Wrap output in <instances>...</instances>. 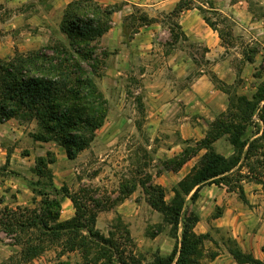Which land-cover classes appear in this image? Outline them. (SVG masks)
<instances>
[{"label": "crops", "instance_id": "0c3cea01", "mask_svg": "<svg viewBox=\"0 0 264 264\" xmlns=\"http://www.w3.org/2000/svg\"><path fill=\"white\" fill-rule=\"evenodd\" d=\"M75 1L78 0H17L19 5L26 10L30 7L25 4L34 2L35 11L14 13L12 14L14 16L11 15L5 21H13L18 18L17 15H21L18 21L19 26H29V28L30 26H38V33H33L31 30L23 31V29L16 31L19 35L16 34L12 46L5 47V44H3L0 54H3V56L4 54H13L14 56L18 52L27 54L52 44L54 36L63 37L61 39L65 41L67 35L62 30L65 10ZM95 1L107 7L121 0ZM126 1L130 3L129 5L145 8L149 13V19H151L148 23L138 26L136 31H133L129 42L124 41L132 47L131 50H135L133 51L134 54L131 53V57L139 55L144 58L143 65L146 68L143 70L141 77L143 84H145L144 88H149L150 91L144 98L147 103V128L155 134L157 133L156 121H159L158 125H160L162 121L167 122L170 120L174 121L172 124L182 138H194L195 140L205 138L211 123L226 111L229 105L228 93L213 82L211 72L230 85L235 84L237 80L233 62L227 53V48L222 43L223 40L219 33L207 23L198 4L205 8L206 6L201 2L196 4L191 2L190 8L177 13V22L183 32L180 37L189 38L207 47L206 63L209 61V69L206 70L199 66L194 57H189L187 51L179 47V54H166L163 56L161 67L155 70L152 65L160 58L155 49L156 41L162 34L167 33L162 28L163 24L159 17L174 11L181 0ZM255 1L259 5H255L251 0H213L215 8L210 9L228 14L234 20L235 28H237L233 32L234 37L240 39L250 38V40L263 42L264 0ZM256 6H260L261 11H263L262 15L257 13ZM119 21L118 19L117 22ZM122 23L120 22L114 28L111 27L107 34L113 35L116 33L119 37L121 35L123 39L125 29ZM19 26L11 25L7 29L12 30L11 33H14V29ZM47 32L51 35H48ZM46 35L48 36L47 40L44 38ZM22 37L24 42L20 43L19 39ZM230 49L235 50L236 47ZM121 51L125 53L122 47ZM137 52L139 54H136ZM157 57L158 59H156ZM253 64L255 63L248 62L247 67L252 68ZM195 71H198V74H194L189 78ZM161 72L164 74L172 72L174 76L167 77L165 75L164 78H161ZM263 103L261 102V107ZM254 119L259 123L260 130L252 134L250 141L261 136L264 131L263 122L259 120V115L255 114ZM13 120L15 119L0 120V213H5L6 210L37 209L35 204L40 199L42 202L47 194L50 199L56 197L60 200V221L74 218L76 208L70 196H67L63 190L60 191L61 196L59 194L52 197L49 191L62 189V184L58 186V179L53 170L55 165L61 160L74 162L76 159H70L65 148L53 140L41 141L30 136L29 145L25 146L20 143V138L28 140V136L23 130L25 126L13 122ZM36 124L38 125V123ZM20 134L25 135L20 137ZM9 136L14 140L12 147H9L5 141ZM16 137L18 139H15ZM213 145L216 151L225 157H230L234 153V146L227 136L219 138ZM177 147L169 149L173 156L182 152V148L178 149ZM204 153L205 150H202L199 155L193 156L177 171L165 170L164 174L159 177L158 183H162L164 187L177 185L191 172L198 163L199 157ZM51 156L54 157V160L51 159ZM242 185L248 203L241 199L238 191H231L225 185L219 186L216 184L203 186L199 190L197 200L194 202L191 200L190 210L194 211L199 217L193 231L197 235H208L205 253L211 254V256L206 255L198 258L197 264H238L226 243L230 237L237 240L244 251L253 253L257 259L264 262L263 184L243 180ZM41 191H43V194ZM134 192L136 190L127 194L124 202L117 209L123 216L126 215V211L129 209H132V217L137 216L140 212V208L134 204ZM193 193L194 191L188 196V200L191 199ZM251 204H253V207H251ZM32 205L35 207H32ZM98 218L96 229L104 234L98 223ZM129 219L133 221V218ZM113 230V228L109 230V237L115 233ZM135 230L136 228L133 225V236H135ZM182 235L183 226L181 225L174 237L170 234L157 235L154 238L144 237L142 240L137 239L136 243L139 250L147 247L150 250L151 244L157 248L155 251L167 256L182 240ZM16 245L19 246V244ZM75 252L80 256L77 260L70 257L64 259L65 254L58 255L56 259L52 256L50 258L45 255H38L26 264H95L88 263L81 250H74L73 253Z\"/></svg>", "mask_w": 264, "mask_h": 264}, {"label": "rangeland", "instance_id": "374dc122", "mask_svg": "<svg viewBox=\"0 0 264 264\" xmlns=\"http://www.w3.org/2000/svg\"><path fill=\"white\" fill-rule=\"evenodd\" d=\"M251 1L255 5H259L255 0ZM95 2L99 4L97 1ZM191 2L192 4L201 2L206 6L205 8L198 4L202 10L201 13L204 18L206 17L210 23L213 22L216 24V29L214 28V30L219 33V36L223 40L222 43L227 48V53L231 57L237 75V80L233 85L220 80L215 74H213V72H211V78L219 88L228 93L229 105L230 101L235 102L234 105L240 107L239 113L245 115L246 118H249L251 109L246 107L245 102L248 101L247 99H253L264 86V41L258 42L256 40H250V38L240 39L234 37L233 32L237 30V28H235L234 20L228 14L210 9L215 8L213 0H181L179 4H191ZM129 4L128 1L121 0L107 6L116 7L115 12L111 15L112 28L119 25L120 22H123L122 24L125 29L124 38L122 39L121 35L119 37L116 33L113 35L105 33L97 42L101 49L103 66L100 70L99 76L96 77V81L109 102L107 119L104 125L97 131L96 138L90 147L82 151L74 162L61 160L53 169L55 176L58 179V186L62 184V189L58 191L57 189L50 190L49 193L51 196L55 197L59 194L61 196L62 193L60 191L67 188L71 194L79 199L78 218L72 223V229L77 230L76 232H71L70 230V234L68 233L66 236L64 235L60 240V245L54 246L47 241L46 245H44L45 250L39 252L40 255H45L50 258L52 256L56 259L58 255L65 254L64 259L70 257L76 258L77 260L79 259L78 257H80L79 254L77 252L73 253L74 250L68 248L70 244L67 246V241H80L81 239L79 236L83 235L86 237L85 240L89 241L92 239L94 241V244H91L88 249V253L92 258H96V255L101 253L99 249L102 247H106L105 251L111 249L117 254V257L122 249H126L127 253L123 256L128 263H131V261L128 260L130 254H133L137 261L141 262L142 260L144 263L153 261L157 256H164L159 251H155L157 248L151 244L150 250H148V247L139 250L136 243L137 239L142 240L144 237L154 238L157 235L165 234H170L174 237L177 232L171 224L165 221L164 215L151 206L142 185L143 183H147V185L152 184L163 187L165 189V201L167 204H171L175 197L173 190L183 179L177 185L172 187H164L162 183H158L159 177L164 174L165 170H172L167 167V164L173 166L171 161L176 159V157L185 150L188 152L197 151L196 154L191 156V158L199 155L202 150H205V153L207 151L204 148L199 150L202 147V144L199 142L205 138L200 140H195L194 138H182L172 124L174 121H162L160 125H158L159 121H156L157 133L155 134L147 128V103L144 98L150 91L149 88H144L145 84H143L141 77L143 70L146 68L143 65L144 58L139 55L131 57V53L134 54L133 51L135 50H131L132 47L129 44L124 43V41L129 42V39L133 35V31H136L138 26L148 23L151 19H149V13L145 8ZM25 5H29L27 7L30 8L28 10L24 9V7L22 8L17 0H0V49L3 44H5V47L12 46L13 39H15V36L19 35L16 31H20V29H23V31L31 30L33 33L38 31V26H30V28L29 26H19L18 21L21 15H17L18 18H15L13 21H5L14 13H30V11H35V7H33L34 2ZM99 5L101 7H106L101 4ZM256 11L258 14H263L260 6H256ZM177 13L178 12H176L175 9L170 13L164 14L163 17H159L163 24L162 28H164L167 33L162 34L156 41L157 44L155 49L160 58H156L158 60L155 64L153 63L154 61L152 62V68L155 70L160 68L163 62V56L171 53L179 54V47H182V49L187 51L189 57H194L197 60L199 66L206 70L209 69V61L206 63L207 47H205L204 44H200L189 38L185 39L180 37L183 32L177 22ZM118 19L120 20L119 22H117ZM11 25L19 26L14 29V33H11L12 30L9 31L7 29ZM171 33H173L172 36ZM47 34L51 35L49 32H47ZM23 37L19 39L20 43L24 42ZM44 38L47 40L48 36L46 35ZM61 38L63 39V37L58 38L57 36H54L53 40L62 41L68 44V37L65 41ZM121 47L122 50H125V53L121 51ZM233 47H236V49H230ZM136 54H139V52ZM12 56L13 54H4V56L3 54H0L1 59H8ZM248 62L255 64H253L252 68H249L247 67ZM194 74H198V71L191 74L189 78ZM165 75L170 77L174 76V73H160L161 78H164ZM240 97L244 98L245 101L237 103ZM254 103L255 102H252L251 104ZM236 109L238 108H235L233 111H238ZM255 114L260 115L261 111L257 109ZM14 119L13 122L21 123L25 126L23 130L28 136V140L20 138V143H23L25 146L29 145L30 136H33L31 133H37L40 131L39 125L36 124L38 122L36 120ZM258 124L259 123L256 124V120L254 119L251 124L247 125L246 134L244 136L246 139H250L255 131L259 132L260 125ZM211 125L209 130L211 129ZM24 135L20 134V137H23ZM223 136L229 138L228 135ZM10 137L11 136L6 138L5 141L9 147H12L14 145V140ZM15 139L18 138L16 137ZM259 145V149L254 151L255 155L251 158L252 162L259 160L264 162V141L260 142ZM172 147H177L178 149L181 147L182 152L173 156L172 152H169V149ZM238 154L239 151L234 147V153L230 157L233 155L237 156ZM202 156L199 157L198 163L194 168L198 167ZM256 172L257 173L255 174H250L248 168L244 167L240 171L243 175L242 181L251 180L256 183H262L264 190V170L260 169L258 164ZM163 179L166 180L164 177ZM133 187H136V192H134V204L140 208V212L137 216L132 217V209H129L126 211V215L123 216L117 209L119 205L124 202L127 194H129L127 192ZM45 191L47 192V190ZM187 201L185 214L192 211L190 210V204L192 203L191 199L188 200L187 198ZM97 202L103 207L102 210L97 211V218L99 217L98 223L104 232L102 235L108 238L109 230L113 228L115 233L112 237L118 241L119 247L113 249L112 246H115V244H105L100 240V237L91 238L88 234H84V230L75 228V226L77 227L79 224L85 225L86 227L91 226V214L90 212L87 213L81 206L87 205L88 209L96 210ZM35 205L38 209H41V199L38 200ZM32 207L35 206L32 205ZM251 207H253V204H251ZM76 210L77 209H75V212H77ZM128 217L133 218V221ZM50 224H52L51 221ZM133 225L136 228L135 236L132 234ZM35 233L36 232H34V235L32 236L33 240L36 236ZM124 233H126V235H124ZM16 235L28 239L26 234L17 233L15 235H7L5 232L0 233V264L26 263L23 259L24 253H26L25 247L23 245H16ZM229 239L234 240L244 253L252 254L254 256L253 253L244 251L237 240L231 237ZM229 239L226 241L228 249L231 245ZM37 243L39 242H35V240L30 241L26 247L29 248ZM205 245L206 239L202 241V245L199 246L201 252L199 258L206 255L211 256L210 253H205ZM67 252L69 253L67 254ZM118 258H116V260H118ZM237 263L240 264L239 262Z\"/></svg>", "mask_w": 264, "mask_h": 264}, {"label": "trees", "instance_id": "16d2710c", "mask_svg": "<svg viewBox=\"0 0 264 264\" xmlns=\"http://www.w3.org/2000/svg\"><path fill=\"white\" fill-rule=\"evenodd\" d=\"M190 5L181 3L177 6L176 12L190 8ZM115 8L101 7L94 0L75 1L66 8L65 21L62 23L68 44L53 41L52 44L27 54L18 52L10 59L0 57V120L11 118L36 120L40 131L34 133L33 138L41 141H56L65 148L70 159H76L82 151L89 148L96 138L97 131L104 125L109 111L108 99L96 81L103 66L101 49L97 42L111 29V15L115 12ZM205 19L212 28L216 29V24L210 23L206 17ZM247 100L245 105L251 109L249 118L239 113L240 107L230 101L228 110L212 123L205 139L199 142L202 144L199 150L204 148L207 150L206 153L200 159L198 167L174 188L175 197L171 204L165 201L163 187L143 183L144 192L151 206L164 215L165 221L171 224L175 231L178 232L180 226H183L182 240L169 255L157 256L153 261L144 263L142 260L137 261L135 256L130 254L128 260L131 263H128L123 256L127 253L126 249H122L118 258L114 251L111 249L105 251L106 247H102L99 249L101 253L97 254L96 258H92L88 249L94 241L90 238L89 241L85 240L86 237L83 235L79 236L80 241H67V246L70 244L68 248L81 250L87 262L95 264H197L201 255L199 246L208 235L194 233L193 228L199 217L194 211L185 214L188 196L194 191L191 197L194 202L203 186L216 184L225 185L231 191H238L241 199L247 202L242 185L243 175L240 171L247 167L250 174H255L257 164L264 170V162L251 161L252 156L255 155L254 151L259 149V143L264 141V131L252 141L244 137L247 125L252 123L259 108L261 111L259 120L264 126V103L261 107V102H264V86L253 99ZM242 101L245 99L240 97L237 103ZM252 102L255 103L251 104ZM235 108H238L236 109L238 111H233ZM223 135L229 136V141L239 151L237 156L225 157L215 150L214 142ZM196 152L185 150L171 161L173 166L167 164V167L175 171L179 170ZM51 159L54 160V157L51 156ZM135 189L136 187H133L127 193ZM63 190L73 200L77 209L75 217L69 221L59 220L60 200L56 197L50 199L47 194L42 200L41 209L25 208L0 213V233L5 232L7 235L20 233L28 236V239H24L16 235L17 244L23 245L26 250V253L23 252L24 262L40 255L39 252L45 250L44 245L47 241L54 246L60 245L61 238L70 230L76 232L77 229H72V223L78 218L79 199L67 188ZM41 193L43 194V191ZM81 207L87 213L90 212L91 226L79 224L75 228L84 230V234H88L91 238L100 237L105 244H115L112 246L113 249L119 247L118 241L112 235L108 238L104 237L96 229L97 211L103 209L102 205L97 202L96 210L88 209L87 205ZM34 232H36L34 240L39 243L27 248L30 241H34L32 237ZM229 240L232 245L229 247L230 252L237 262L264 264L252 254L244 253L234 240Z\"/></svg>", "mask_w": 264, "mask_h": 264}]
</instances>
